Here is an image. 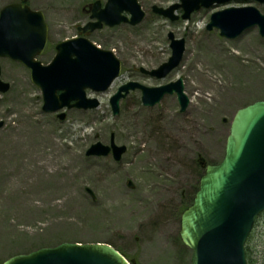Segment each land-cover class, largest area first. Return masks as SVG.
I'll use <instances>...</instances> for the list:
<instances>
[{"label": "rangeland", "instance_id": "1", "mask_svg": "<svg viewBox=\"0 0 264 264\" xmlns=\"http://www.w3.org/2000/svg\"><path fill=\"white\" fill-rule=\"evenodd\" d=\"M12 1L0 0V9ZM94 1L31 0L33 8L44 9L49 25V41L38 56L40 61L49 63L56 53L55 45L79 33L77 26L87 22L86 9ZM178 2L140 0L146 12L141 23L105 26L87 34L98 45L115 51L122 62L121 75L106 91L87 89L89 97L99 99L97 108H64L59 111L66 114L64 120L57 112L43 111L42 92L32 82L29 68L0 58L1 76L11 85L7 92H0V264L12 255L63 241L112 243L135 264L191 262V250L182 243L179 232L182 211L193 201L204 174L200 161L221 162L236 111L264 99V37L258 27L228 39L216 28L209 30L207 24L215 11L252 5L264 13V3L235 0L202 7L190 19L176 21L152 11L154 5L166 8ZM177 13L181 15L182 10ZM170 32L186 42L179 66L164 78L142 72L157 68L171 56ZM191 51L200 54L198 66L208 68L211 78L223 88L219 100L214 89L202 91L199 110L193 108L196 92L189 87L194 79L184 70ZM179 78L190 98L184 111L176 93L146 106L141 90H134L121 100L120 111L114 114L110 99L123 84L138 81L152 87ZM212 100L214 105L209 106ZM9 105L17 112L29 107L35 120H28L29 126L25 124L26 128L21 126L12 133L2 112ZM132 111L144 116L143 122L137 121ZM169 114L178 119L194 118L202 128L198 140L182 154L176 151L180 142L174 137V121L168 120ZM46 129L50 136L80 153L86 166L82 179L58 171L52 182H46L29 173L25 182L10 185V180L32 167L24 163L28 143L37 141ZM112 138L127 146L121 160L112 154L87 155L92 144L109 145ZM152 156L160 161H150ZM248 247L250 263L264 264V213Z\"/></svg>", "mask_w": 264, "mask_h": 264}, {"label": "water", "instance_id": "2", "mask_svg": "<svg viewBox=\"0 0 264 264\" xmlns=\"http://www.w3.org/2000/svg\"><path fill=\"white\" fill-rule=\"evenodd\" d=\"M232 0H182L164 10L154 6L158 13L173 20L175 9L183 7V18H190L194 10L214 3ZM264 2V0H256ZM27 0L4 6L0 12V57H9L31 69L33 82L43 92L47 112L64 107L96 108L97 98H88L86 89L106 90L119 76L121 61L111 50L99 48L87 38H72L57 45L53 61L44 66L36 57L47 44L48 26L40 11L30 9ZM96 2L92 18L84 28L94 30L103 23L114 26L122 22L133 25L145 16L138 0H108L100 9ZM127 11L131 18L123 13ZM258 26L264 36V14L254 6L228 7L212 14L208 28H219L227 38L239 36L247 28ZM172 55L157 69L146 71L158 78L165 77L182 60L185 40L169 34ZM1 75V67H0ZM10 84L0 78V91H7ZM143 91V103L153 106L165 94L177 92L181 109L185 110L189 98L184 93L183 80L147 87L129 82L119 88L111 98L115 114L119 113L120 100L130 90ZM60 91V93H58ZM61 119L65 113L59 114ZM126 146H118L112 139L111 146L101 142L93 144L88 155L107 156L111 150L120 160ZM264 210V100H257L238 109L230 126L226 151L219 164H208L200 180V187L193 203L182 213L180 237L192 248L193 264H248L246 240ZM3 264H130L113 246L107 243L62 242L54 247H42L27 254L14 255Z\"/></svg>", "mask_w": 264, "mask_h": 264}, {"label": "bare ground", "instance_id": "3", "mask_svg": "<svg viewBox=\"0 0 264 264\" xmlns=\"http://www.w3.org/2000/svg\"><path fill=\"white\" fill-rule=\"evenodd\" d=\"M134 41L135 39L131 40L133 43ZM200 60V54L191 51L186 58L184 66V70L190 73L192 79H194V81H189V87L192 91L196 92L193 100V108L195 110L201 108L200 100L204 99L202 91L206 89H214L219 100V95L222 93L221 89H223L222 84L220 85L219 83H216L215 79L211 78L209 75L210 70L208 71V68L203 65L198 66ZM185 90L188 92L186 87ZM214 96H212L211 99ZM212 105H214L213 100L209 106ZM2 112L6 117L8 127L10 125V131L12 133H16L21 126L22 128H26L25 124L28 125V120H35L31 116L33 112L29 107L22 110V112H17L15 108L9 105L3 108ZM131 115L135 116L136 120L140 122H143V119H145V117L137 113V111H132ZM19 120H22L23 122L20 123ZM168 120L174 121V137L180 142L176 151L179 154H182L187 147H191L192 143L198 140V136L202 130L200 123L194 118L178 119L172 114L168 115ZM48 132V129H46L43 133L41 132L42 135L37 138V141H29L28 149L30 150L24 159V163L32 164V167L27 171L22 172L18 178L10 180L8 182L10 185L25 182L28 179L29 173L35 174L38 180L41 179L46 182H52L58 171L63 172L69 177L74 178L78 176L82 179V172L86 169V166L81 163L80 153L71 145L62 142L59 138L50 136ZM146 158H149V156L147 155ZM161 158L165 159V161L167 160L165 156ZM150 161H155L157 163L160 160L159 158L152 156ZM109 192L110 195L114 194L112 189H110Z\"/></svg>", "mask_w": 264, "mask_h": 264}, {"label": "flooded vegetation", "instance_id": "4", "mask_svg": "<svg viewBox=\"0 0 264 264\" xmlns=\"http://www.w3.org/2000/svg\"><path fill=\"white\" fill-rule=\"evenodd\" d=\"M29 2H31V0H30ZM30 6H31V5H30ZM31 7H32V6H31ZM32 8H33V7H32ZM33 9L40 10V11H42V12L45 14L44 9H40V8H33ZM91 10H92V3L88 5V8L86 9V11H88V12L91 13ZM45 15H46V14H45ZM88 21H89V19L87 20V22H88ZM87 22H85V23H83V24L86 25ZM79 29H80V25L77 26V30H79Z\"/></svg>", "mask_w": 264, "mask_h": 264}, {"label": "trees", "instance_id": "5", "mask_svg": "<svg viewBox=\"0 0 264 264\" xmlns=\"http://www.w3.org/2000/svg\"><path fill=\"white\" fill-rule=\"evenodd\" d=\"M187 206H188V205H186V207H187ZM186 207H185V208H186ZM118 249H119V248H118ZM119 250H120V249H119ZM247 250H249V247H247ZM120 251H121V250H120ZM121 252H122V251H121ZM122 253L124 254V252H122ZM248 256H249V252H248ZM249 261H250V257H249ZM131 262L134 263L133 260H131ZM134 264H135V263H134ZM189 264H191V262H190Z\"/></svg>", "mask_w": 264, "mask_h": 264}]
</instances>
